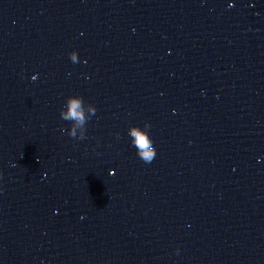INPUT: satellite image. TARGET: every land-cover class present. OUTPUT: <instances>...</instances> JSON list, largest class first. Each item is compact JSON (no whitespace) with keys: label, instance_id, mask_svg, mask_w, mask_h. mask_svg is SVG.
I'll use <instances>...</instances> for the list:
<instances>
[{"label":"water","instance_id":"1","mask_svg":"<svg viewBox=\"0 0 264 264\" xmlns=\"http://www.w3.org/2000/svg\"><path fill=\"white\" fill-rule=\"evenodd\" d=\"M0 264H264V0H0Z\"/></svg>","mask_w":264,"mask_h":264},{"label":"clouds","instance_id":"2","mask_svg":"<svg viewBox=\"0 0 264 264\" xmlns=\"http://www.w3.org/2000/svg\"><path fill=\"white\" fill-rule=\"evenodd\" d=\"M77 108H78V104H75V103H74V104L72 105V111H71L70 115H71L72 117L76 118L77 120H82L83 117H82L81 113H80L79 111L76 110ZM145 143H146V141H145L144 137L141 136V137L139 138V144H140L141 146H144Z\"/></svg>","mask_w":264,"mask_h":264}]
</instances>
